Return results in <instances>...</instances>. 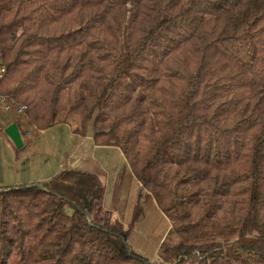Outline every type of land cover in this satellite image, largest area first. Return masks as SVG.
<instances>
[{"label": "trees", "instance_id": "obj_1", "mask_svg": "<svg viewBox=\"0 0 264 264\" xmlns=\"http://www.w3.org/2000/svg\"><path fill=\"white\" fill-rule=\"evenodd\" d=\"M0 52L18 129L123 154L161 260L264 264V0H0ZM102 201L75 169L0 188V264H150Z\"/></svg>", "mask_w": 264, "mask_h": 264}, {"label": "crops", "instance_id": "obj_2", "mask_svg": "<svg viewBox=\"0 0 264 264\" xmlns=\"http://www.w3.org/2000/svg\"><path fill=\"white\" fill-rule=\"evenodd\" d=\"M15 118L13 114L12 116H7L5 119L2 118L0 121V152L2 153L0 154V188L48 181L62 171L70 169L94 174L98 177V172H95V170L90 171L91 168L88 167V160L83 158L82 153V145L85 138L88 137L87 133L92 138L89 128L85 135L79 136L74 134L71 127L67 124H59L46 130L29 127L25 124L21 129H18L22 145H24L20 154V152L18 153L13 150L11 147L13 143L4 133L6 127L14 124L13 120ZM35 134L36 136L34 137ZM108 146L114 147L113 145ZM119 153L122 157L120 167L122 170L118 167L115 173L111 174H106L102 171L105 175L104 180L106 181V185H102L104 189L103 206L112 214L115 221L127 227L133 223L140 184L134 177L123 154L120 151ZM123 177L125 180L127 178L130 180L132 177L136 181L135 190L132 192L133 196H127L128 193H124V188L121 185ZM148 206L151 209L152 205L150 202L145 206V214ZM153 211L156 213L155 209ZM159 214L161 213L159 212ZM134 232L136 233L130 235L129 239L141 236L138 230ZM143 236L147 237L146 234H143Z\"/></svg>", "mask_w": 264, "mask_h": 264}, {"label": "rangeland", "instance_id": "obj_3", "mask_svg": "<svg viewBox=\"0 0 264 264\" xmlns=\"http://www.w3.org/2000/svg\"><path fill=\"white\" fill-rule=\"evenodd\" d=\"M13 114L10 112H4L0 108V121L5 119L7 116H12ZM90 128V127H89ZM90 132V131H88ZM36 134L34 135V137ZM87 136L83 143V158L85 160H88V167L91 168L90 171L98 172V179L101 184L104 186L106 185L105 175L115 173L116 169L121 167L122 164V157L119 153L118 149L111 146H105V145H96L95 142L92 140V138L89 136V133H87ZM11 147L14 151H17L14 148V145L11 144ZM21 151V150H20ZM20 151H17L18 153ZM22 152H20L21 154ZM0 154H2L0 152ZM9 165V161H8ZM121 169V168H120ZM122 170V169H121ZM102 171L104 173H102ZM101 172V173H100ZM101 175V177H100ZM104 176V177H103ZM118 183V182H117ZM119 186H123L124 193H128L127 196L132 195V192L135 190L136 187V181L133 180L131 177L130 180H125L123 177L122 184L118 183ZM122 188V187H121ZM123 190V189H121ZM104 193V189H103ZM104 195V194H103ZM135 199V197H134ZM142 216L137 219L134 223H132L130 226H127L126 228L130 229V235L135 234V230H138L139 233H141V236L131 238L129 239V244L132 250H135L134 252H137L138 255H141L143 258L149 260L150 264H168L167 262H164L160 259V246L164 241L165 236H167V233L170 229V222L165 216V214L161 211V209L158 207L157 203L155 202L153 196L147 192V190H142ZM150 202L152 205L151 209L148 206L146 208V214L144 212L146 204ZM103 203V201H102ZM137 206V202H136ZM104 207V206H103ZM155 209L156 213L153 211ZM137 210V209H136ZM159 212L161 214H159ZM134 214V219L135 220ZM115 221V220H114ZM135 228V230H133ZM138 233V232H137ZM143 234H146V236H143ZM192 255L199 256L200 254L198 251H193ZM186 259V257H184Z\"/></svg>", "mask_w": 264, "mask_h": 264}, {"label": "built area", "instance_id": "obj_4", "mask_svg": "<svg viewBox=\"0 0 264 264\" xmlns=\"http://www.w3.org/2000/svg\"><path fill=\"white\" fill-rule=\"evenodd\" d=\"M7 74V68L3 60L2 53L0 52V84L5 79ZM0 108L4 112L14 113L15 115H21L25 111V106L17 104L15 107L8 95H4L0 92Z\"/></svg>", "mask_w": 264, "mask_h": 264}, {"label": "water", "instance_id": "obj_5", "mask_svg": "<svg viewBox=\"0 0 264 264\" xmlns=\"http://www.w3.org/2000/svg\"><path fill=\"white\" fill-rule=\"evenodd\" d=\"M5 135L13 143L15 148L20 149L22 147L21 135L18 131V128L15 124H11L4 129Z\"/></svg>", "mask_w": 264, "mask_h": 264}]
</instances>
